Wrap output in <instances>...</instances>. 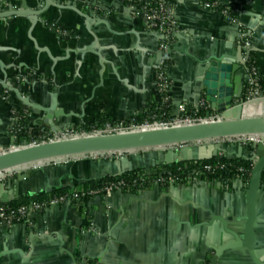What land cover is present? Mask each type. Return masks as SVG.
<instances>
[{"label": "crops", "instance_id": "crops-1", "mask_svg": "<svg viewBox=\"0 0 264 264\" xmlns=\"http://www.w3.org/2000/svg\"><path fill=\"white\" fill-rule=\"evenodd\" d=\"M66 1L85 13L93 11L96 23L87 25L75 11L56 5L49 6L35 27L26 17L0 19V61L8 66L5 71L0 66V144L17 141L12 131L16 109L9 110L11 94L16 97L13 105L24 104L19 98L22 95L48 107V91L56 90L58 108L68 116V128L103 116L132 122L155 108L166 107L169 114L177 113L180 104H186L190 112L198 108L204 97L196 86L200 68L218 60L232 68L234 93L244 95L242 28L253 32L252 53L264 74V0H217L239 23L227 21L196 0H164L174 8L179 23L171 35L167 75L172 98L166 105L157 88L161 38L145 29L128 0ZM27 2L35 9L39 0ZM21 5L20 0H2L0 9ZM58 31L66 35L60 37ZM85 47L92 49L81 52ZM13 71L27 77H14ZM6 80L12 91L4 86ZM19 110L28 112L29 131L51 130L45 123L37 124L28 107ZM209 112L214 113L208 105L203 113ZM55 124L59 130L64 127ZM217 146L237 158L248 160L252 156L253 144L243 146V157H238L240 145L234 142L200 149ZM193 150L182 148L174 151V156L167 151L132 154L124 164L121 157L52 163L24 171L21 177L16 173L9 176L14 192L0 186V197L8 194L11 200L50 194L55 189H77L130 170L148 171L155 164L175 162L178 156L190 157ZM249 181L235 178L224 185H153L53 205L36 215L31 224L18 223L0 234V264H211L218 249L236 241L235 235L245 234ZM257 218L255 252L264 264V185L258 195ZM216 261L256 264L244 247H226Z\"/></svg>", "mask_w": 264, "mask_h": 264}, {"label": "water", "instance_id": "water-1", "mask_svg": "<svg viewBox=\"0 0 264 264\" xmlns=\"http://www.w3.org/2000/svg\"><path fill=\"white\" fill-rule=\"evenodd\" d=\"M22 5L18 9H0V19H15L16 17H26L30 20L32 27L41 21L42 15L49 6L56 5L60 9H70L81 15L87 20V25H94V12L85 13L77 5H73L66 0H39L37 8L31 9L27 0H20ZM152 34V33H151ZM96 46V43H94ZM91 47H85L81 52L91 51ZM93 51V50H92ZM0 66L5 71L8 66ZM16 67H13L15 69ZM232 68L222 61H208L200 68V73L196 78V86L203 92V98L208 102L211 111L219 113L216 120L201 121L193 123H182L169 126H156L149 128H139L128 131H119L113 133H91L75 137H59L52 141L27 144L12 147L0 153V186L14 192L9 176L14 173L22 176L24 171L43 167L52 163H61L75 159L83 158H105L111 155H121L122 163H126L128 155L146 153L153 151H167L174 156L175 148H192V156H178L177 161L200 160L211 158L217 153L214 149L227 153L226 149L219 146L216 148L201 151L205 145H213L222 142H232L242 138H259L261 141L253 145L255 153L248 158L252 161L257 158L250 176L248 184V212L244 236H236V241L229 243L226 247H244L254 258L256 264L260 261L255 252L257 241L256 227L257 218V200L261 191L264 175V97L244 101L243 94L237 96L234 93V86L231 82ZM8 73V72H7ZM13 76H19L24 79L27 74L16 73ZM4 86L9 89V81H5ZM49 87V84H48ZM10 90L13 89L10 87ZM34 88H31V92ZM158 92V91H157ZM17 94V92L15 91ZM20 95V94H19ZM51 101L48 107L39 105L29 97H19L24 101L22 106L13 105L16 97L11 94L9 110H19L28 107L31 110V118L36 120L37 124L45 123L51 130H58V125H64L61 130L70 125L65 121L66 116L62 109L57 105V94L48 91ZM4 98L8 100L7 95ZM10 147V143L0 144ZM238 157H243V145H240ZM245 157V156H244ZM174 161H167L173 163ZM8 183V184H7ZM13 195V193H11ZM8 194L0 197V202L8 201ZM218 249L211 260V264H216L224 248Z\"/></svg>", "mask_w": 264, "mask_h": 264}, {"label": "built area", "instance_id": "built-area-1", "mask_svg": "<svg viewBox=\"0 0 264 264\" xmlns=\"http://www.w3.org/2000/svg\"><path fill=\"white\" fill-rule=\"evenodd\" d=\"M197 3L205 9L219 12L229 22L239 23L238 19L234 17L226 8L217 0H196ZM133 14L140 16L144 21V27L147 31L159 36L160 41V58L157 65V88L163 95L165 105L169 104L172 96L169 94L171 88V81L167 75L169 67L170 50H171V35L174 30L179 28V23L176 19L174 8L166 3L164 0H128ZM60 37L66 35L64 31L57 32ZM240 39L246 48L243 57L244 62V101H249L256 98L264 97V74L261 73L258 67L256 58L252 57L253 46V32L248 29H241ZM19 78V76H18ZM208 107V102L203 98L199 107L193 111L187 109L186 104H180L178 111L175 114H169L165 108L161 107L158 111L152 112L148 118L132 122L106 120L102 123L84 124L81 127H69L64 130H49L46 127L42 128L38 133L26 131V138L19 140V135L25 130L23 121L27 119V111L15 110V123L13 126V133L16 142L11 144L10 147L0 145V153L12 147L22 146L25 144H37L47 141H52L59 137H75L79 135H87L91 133H113L119 131H128L139 128H149L156 126H169L182 123H193L201 121L216 120L219 113H203ZM104 117H101L103 120ZM261 140L259 138H242L232 141L239 145L257 144ZM180 148H175L177 151ZM255 150L252 151V155ZM228 153L219 151L218 155L223 156ZM120 158L121 155H111L105 158ZM257 158L251 161V169L239 168L238 178L250 179L252 168ZM176 162V161H175ZM186 164L179 166L177 170L155 165L148 171L138 173L137 177L133 180H126L117 178L108 181L101 186L94 188H80L74 189L72 192L62 195H51L44 200H31L26 204L19 206H11L6 203L0 202V234L10 231L16 224L25 223L31 224L36 215L44 213L50 206L65 205L74 201L87 200L92 197H110L115 192H131L149 188L153 185L173 186L186 183H221L225 184L220 179H214L210 175L218 168H224L225 165L204 164L202 162L185 161ZM171 164V163H169ZM233 180V179H231ZM229 180V181H231ZM228 181V182H229ZM264 183V175H263ZM227 184V183H226Z\"/></svg>", "mask_w": 264, "mask_h": 264}, {"label": "trees", "instance_id": "trees-1", "mask_svg": "<svg viewBox=\"0 0 264 264\" xmlns=\"http://www.w3.org/2000/svg\"><path fill=\"white\" fill-rule=\"evenodd\" d=\"M1 2H2V0H0V3ZM223 8H225V7H223ZM47 24L49 25V27L52 28L53 31H56V27L52 23L49 22ZM63 39H66V38H63ZM252 57L255 58L254 53H252ZM35 79L39 80V76H36ZM51 88H52V85L49 84V89H51ZM155 111H158V109L155 108V109H152L151 111H148V113L145 114V116H143V119L148 118L149 115ZM106 120H111V119H109V118L105 119L104 118L103 120L100 119V120H97L95 122L96 123H102ZM137 120L140 121L142 119H137ZM23 124L26 128L23 131V133L19 135V140L25 139L27 137L26 131L29 130L28 129V119L24 120ZM196 161L202 162L204 164H214V165H218V164L222 165L223 164V165H225L224 168H218L214 171L213 174L210 175L214 179L222 180L225 184L231 179L238 178V176H239L238 169L239 168L242 167V168L249 169V170L251 169V161L250 160H246L245 158H237V157L230 155V154H226L223 156L215 155V156H213L211 158H207V159L191 160V162H193V163ZM185 164H186L185 161H176V162H173L171 164L161 162V163H158L155 165H160L162 167H168V168L177 170V168L179 166H183ZM142 171H144V169H142V168L130 170V171H127V172H125L119 176H110V177L103 178L100 180H94L90 183H85L83 186L85 188H94V187L101 186L108 181L115 180L117 178H123V179H126L128 181L133 180L137 177L138 173H140ZM73 190L74 189H55L50 194H43L42 193V194L34 195L32 197L24 196V197H20V198H15L14 200L10 201L8 204H10L11 206H19L22 204H26L31 200H44L51 195H53V196L54 195H62L65 193L72 192Z\"/></svg>", "mask_w": 264, "mask_h": 264}, {"label": "rangeland", "instance_id": "rangeland-1", "mask_svg": "<svg viewBox=\"0 0 264 264\" xmlns=\"http://www.w3.org/2000/svg\"><path fill=\"white\" fill-rule=\"evenodd\" d=\"M105 119L107 118L106 116H103Z\"/></svg>", "mask_w": 264, "mask_h": 264}]
</instances>
